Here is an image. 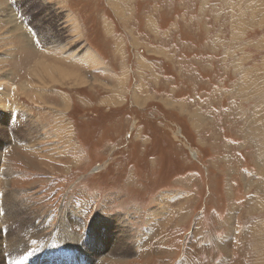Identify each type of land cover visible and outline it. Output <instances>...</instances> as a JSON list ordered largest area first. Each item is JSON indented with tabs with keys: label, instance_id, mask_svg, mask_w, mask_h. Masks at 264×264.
I'll use <instances>...</instances> for the list:
<instances>
[{
	"label": "rangeland",
	"instance_id": "rangeland-1",
	"mask_svg": "<svg viewBox=\"0 0 264 264\" xmlns=\"http://www.w3.org/2000/svg\"><path fill=\"white\" fill-rule=\"evenodd\" d=\"M8 71L1 264H264V0H0Z\"/></svg>",
	"mask_w": 264,
	"mask_h": 264
},
{
	"label": "bare ground",
	"instance_id": "bare-ground-1",
	"mask_svg": "<svg viewBox=\"0 0 264 264\" xmlns=\"http://www.w3.org/2000/svg\"><path fill=\"white\" fill-rule=\"evenodd\" d=\"M11 4V3H10ZM6 9V8H5ZM9 10V9H8ZM10 13V14H9ZM16 14V13H15ZM13 16H15L14 15V12H13V15L11 14V12H7V14H6V20H7V22L10 24L11 22H14L13 23V25L11 26L10 25V27L8 28V34L10 35L11 34V32L9 31V30H11L12 32H14V31H16V30H19V26H18V24H19V22H18V24L16 25V23H15V19L13 18ZM16 16H18V15H16ZM17 19V18H16ZM5 20V21H6ZM20 20V19H19ZM21 21V20H20ZM16 22H17V20H16ZM21 29V28H20ZM26 29V28H25ZM23 30V29H22ZM27 31H24V32H21L20 33V36H21V38H22V40L23 41H27L28 39L26 38V37H29L30 35L28 34V32L26 33ZM60 35V34H59ZM26 36V37H25ZM49 37V40L45 37V36H42L43 37V39L44 40H48V43L49 42H51V43H54L55 44V41H57L58 40V36L56 35V37L54 36V35H48ZM37 38V37H36ZM31 39H33V38H31ZM61 39V38H60ZM29 40H30V38H29ZM29 40H28V42H29ZM41 40V39H40ZM43 41V40H42ZM32 42H33V40H32ZM38 43H39V41H37ZM30 43V42H29ZM61 44V43H60ZM35 45V44H34ZM40 45V44H39ZM50 45V44H49ZM48 45V46H49ZM61 46H63V45H61ZM43 47V46H42ZM45 47V46H44ZM56 48H57V46H55ZM59 47V46H58ZM36 48V47H35ZM60 48V47H59ZM40 49V48H39ZM39 49H37V50H39ZM55 49V48H54ZM58 49V48H57ZM61 49V48H60ZM36 50V49H35ZM43 49L41 48L40 49V51H42ZM59 50V49H58ZM33 52H35V51H33ZM44 52V51H43ZM35 53H37V52H35ZM58 53H59V51H58ZM60 54V53H59ZM67 55V54H66ZM11 56V55H10ZM58 56V55H57ZM65 56V55H64ZM69 56V55H68ZM49 58V57H48ZM53 58V57H52ZM61 58H63V57H61ZM37 59V58H36ZM64 59V58H63ZM29 61H31V59L29 60ZM34 60H32V62H33ZM60 62V61H59ZM70 62H72V61H70ZM34 63H36V62H34ZM63 63H65L64 61L61 63V64H59V63H56V62H54V61H51V62H49V60L47 61V60H45V58H42V59H38L37 60V63H36V65H35V68H34V80L35 79H37V82L35 81V84H32L31 86L32 87H34L35 89H31V87H27V88H29V89H31L30 91H34L35 90V93H31L30 94V96L32 97V98H34V97H36V96H38V97H40L41 96V94H38L39 93V89H41L43 86H47L48 85V83H50V84H52V83H58V84H64L63 82H65L66 84H78V83H85L86 81H87V79L85 78V77H83L82 75H80L79 73H77L78 71L76 70H74V68H72V69H70V68H68V67H64V64ZM76 63V62H75ZM75 63H73V64H75ZM72 64V67H75V65H73ZM30 65V64H29ZM31 65H33V64H31ZM79 67V66H78ZM27 70H29V67H28V69ZM30 71V70H29ZM26 73V72H25ZM28 74V73H27ZM3 75L4 76H2V78H0V81L2 80L3 82H2V84H3V94H5V95H12L11 93H17V94H19V93H21V92H23L24 91V88H26V86L29 84V83H27L26 81H25V83H23V79H21V80H19L18 81V84H16L15 83V81L13 80H11V78H9V76H11V73H10V71H8L7 73L6 72H4L3 73ZM29 75V74H28ZM26 76V75H25ZM30 76V75H29ZM28 78V77H27ZM30 78H31V76H30ZM29 79V78H28ZM29 81H31V80H29ZM68 81H70V82H68ZM26 88V89H27ZM12 90V92L10 93V91ZM42 90V89H41ZM43 92V91H42ZM10 93V94H9ZM26 93V92H25ZM30 93V92H29ZM16 94V95H17ZM61 94V93H60ZM23 95V94H22ZM29 95V94H28ZM3 96H1L0 95V106H2V107H6V106H10V107H12V109H10L12 112H14V114L13 115H15V113H20V115L22 114H26V111L24 110V109H22V108H18L19 107V105H18V107H16L17 106V104H11V105H7V104H5V103H8V101L7 100H5L4 98H2ZM8 97V96H7ZM6 97V98H7ZM40 98H42V97H40ZM67 98V97H66ZM12 99V98H11ZM35 100H37L36 98H35ZM40 100V99H39ZM43 101H41V103H42ZM62 102H63V105H64V107L66 108V107H68L69 106V101L67 100V99H63L62 100ZM16 105V106H15ZM9 107V108H10ZM63 107V108H64ZM61 112V111H60ZM63 114V113H62ZM19 116V115H18ZM17 115H16V117H18ZM23 116H26V115H23ZM23 116H21V118L23 117ZM60 116V115H59ZM23 118H26V117H23ZM28 126V125H27ZM20 128H22V127H20ZM28 128V127H27ZM26 128V129H27ZM5 128H3V126H1V132H0V135H5V133H6V129L4 130ZM3 130V131H2ZM8 130H10V129H8ZM261 133V132H260ZM253 136V135H252ZM254 137V136H253ZM259 139H257V141H258ZM6 148V145L4 146V147H2V148H0V167H4L3 166V159H4V157H2L3 156V152H4V149ZM261 179V178H260ZM245 180V179H244ZM252 183V182H251ZM246 184V183H245ZM260 187H263L264 188V182L260 185ZM259 187V188H260ZM260 190L263 192V190L260 188ZM5 193H7V194H4L3 195V197H4V199L5 200H7V201H10V193H9V191H6ZM263 197H264V194H263ZM1 204V203H0ZM258 206V205H257ZM256 205H255V207H257ZM12 207V206H11ZM10 207V208H11ZM254 207V206H253ZM259 208V207H258ZM3 209V208H2ZM14 209V208H13ZM70 217V216H69ZM114 219H116V220H118L119 219V217L116 215V216H114L113 217ZM64 219H65V217H64ZM63 219V220H64ZM65 223H67V221L66 220H64V221H62L61 222V226H64V224ZM66 226H69V225H67L66 224ZM5 227V224H4V226L3 225H1L0 224V230L2 231V228H4ZM60 227V226H59ZM68 231H69V229H68ZM67 231V232H68ZM40 232V231H39ZM4 235V234H3ZM3 235L1 234V236H2V238H3ZM59 236V235H58ZM65 237V236H64ZM63 237V238H64ZM124 237H125V235H124ZM68 238V237H67ZM70 238V237H69ZM60 239V238H59ZM2 240V239H1ZM102 240V239H101ZM124 241V240H123ZM123 241L122 242H120V244L121 245H123ZM12 242V241H11ZM63 242V241H62ZM19 243V242H18ZM23 243V242H22ZM26 243V242H25ZM24 243V244H25ZM68 243V242H67ZM12 244V243H11ZM14 244H16V243H14ZM27 244V243H26ZM65 244V243H64ZM70 244V243H69ZM73 244V243H72ZM4 245V244H3ZM121 245H118V247H116L115 246V248L111 251V252H116V253H120V256H124V254H123V252H127V250H128V247L127 246H125V248L124 249H120V247H121ZM24 246H26V245H23V247ZM3 247V246H2ZM22 247V248H23ZM7 248V247H6ZM5 247H4V250L6 249ZM20 249V248H19ZM27 249V248H26ZM2 251V250H1ZM4 252V251H3ZM32 253V252H31ZM39 253V252H38ZM4 254H5V252H4ZM30 254V253H29ZM0 258L2 259V254H1V252H0ZM19 261V260H18ZM17 261V262H18ZM16 262V263H17ZM19 263V262H18ZM1 264V263H0ZM13 264V263H12ZM94 264H99L98 263V257L96 258V260H95V263Z\"/></svg>",
	"mask_w": 264,
	"mask_h": 264
},
{
	"label": "crops",
	"instance_id": "crops-1",
	"mask_svg": "<svg viewBox=\"0 0 264 264\" xmlns=\"http://www.w3.org/2000/svg\"><path fill=\"white\" fill-rule=\"evenodd\" d=\"M243 177L246 178V181H250V178H256V180L258 181V177H261L262 179H264V165L260 166V165H257V172H255L254 170H246L245 172H243L241 174ZM264 181V180H263ZM256 205V204H255ZM257 206V205H256ZM249 212H253V210L251 209V206H249ZM247 211V212H248ZM238 222L239 221V217H238V214H235L234 215V219H233V224L232 226H234L236 229H238ZM242 225V224H241ZM242 227L244 229H247V226H243ZM250 228V227H249ZM252 229V228H250ZM249 229V230H250Z\"/></svg>",
	"mask_w": 264,
	"mask_h": 264
}]
</instances>
